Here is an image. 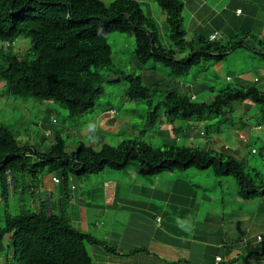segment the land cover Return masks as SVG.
Returning <instances> with one entry per match:
<instances>
[{"label":"trees","instance_id":"obj_1","mask_svg":"<svg viewBox=\"0 0 264 264\" xmlns=\"http://www.w3.org/2000/svg\"><path fill=\"white\" fill-rule=\"evenodd\" d=\"M156 1L167 11L161 25L145 10L144 0H0V91L4 90L7 100L25 109L27 104L42 107L53 101L75 119L95 109L107 90H125L127 100L145 106L149 115L155 117L154 121H147L149 129L157 131L155 122L160 118L164 141L155 145L133 138L123 140L117 147L104 144L97 150L82 144L70 152L63 136L70 130L65 123L60 125L56 117L47 118L48 113L34 121L37 125L42 122L39 126L45 137L47 129L49 136L55 137L48 149L22 137L18 123L0 122V200L8 204L7 185L12 177V200L19 194L24 202L23 195L29 189L32 201H13L8 208L0 206V251L8 252L0 255V264H7L2 257L19 264H95L100 255L104 257L101 262L108 264L106 255L121 254L113 242L74 224L77 219L70 209L79 203L72 191L77 189L74 180L81 174L126 169L134 161L142 176L148 177L213 167L218 176L234 177L240 198L248 200L264 194V173L248 168L245 158L238 159L228 151L226 155L210 140L202 144L180 143L190 137L210 138L212 130L227 132L233 124L229 126L226 119L223 126L222 121L235 110L228 109L234 102L246 104L247 108L257 104L264 113V89L257 85L238 83L223 87L209 100L200 101L197 94L207 88L214 91V86L202 82L194 90V83L186 79L198 65L210 59L221 60L245 40L224 44L210 41L208 36L197 47L186 37L182 1ZM112 33L135 39L130 61L124 57L126 49L121 53L113 49L109 41ZM158 67L168 69L170 75L161 77ZM231 79L226 76V81ZM49 107L45 105L51 112ZM119 113L110 105L104 117L98 118L115 121ZM214 120L218 126L211 128ZM39 157L44 160L38 162ZM43 169H48L49 179L58 187L57 204L50 203L48 207L44 202L36 204L35 189H40L34 180ZM16 175L24 186H16ZM25 177L31 178L30 184ZM54 177H58V182ZM95 247L101 250L99 255Z\"/></svg>","mask_w":264,"mask_h":264},{"label":"crops","instance_id":"obj_2","mask_svg":"<svg viewBox=\"0 0 264 264\" xmlns=\"http://www.w3.org/2000/svg\"><path fill=\"white\" fill-rule=\"evenodd\" d=\"M181 1L182 23L187 39L197 47L202 38L214 32L220 34L217 40L224 44L245 40L247 43L244 41L237 48L247 50V53L233 55L234 61L228 60L234 71L227 76L240 84L254 80L260 83L257 87L263 90L264 79L257 73L264 67L258 63V60L264 59V0ZM147 2H143L147 11L159 25L163 24L167 11L156 0ZM235 49L227 51L225 56ZM247 58L250 62L245 63ZM251 58L255 61L251 62ZM198 83L194 82L192 89H197ZM244 118L247 119V116ZM243 126L247 128L249 125ZM233 133L225 140L213 137L212 145L238 155L239 147L248 143L249 137L242 129H236ZM243 134L245 138L242 139ZM158 176L156 184H145L147 180L144 179L136 182L130 179L126 187L121 186L120 181L114 184L104 182L102 187H96L97 191L101 189L103 198L100 199L93 196L94 189L80 193L75 189L74 199L79 204L71 208L74 219L87 224L85 220H88L89 211L81 207L87 205L94 219L90 225H100L99 231L104 223V230L108 231L111 222L108 218L118 215H111L110 210H127L121 215L126 218L125 225L123 221L120 222L124 226L123 232H115L118 221L116 217L112 219L114 226L110 235L114 242L110 241L122 255L117 259L113 258L117 255H106L108 264H264V194L248 200L240 198L242 201L235 206L233 199L226 200L223 195L215 198L204 194L201 204L210 202V205L205 207L207 209L203 213L190 180L177 179L174 182L172 177L162 179ZM89 196L91 202L87 203ZM105 202L104 207L102 204ZM229 203L231 205L226 206ZM86 229L90 228L86 225ZM93 249L96 255L100 254V249ZM127 250L129 252H125Z\"/></svg>","mask_w":264,"mask_h":264},{"label":"rangeland","instance_id":"obj_3","mask_svg":"<svg viewBox=\"0 0 264 264\" xmlns=\"http://www.w3.org/2000/svg\"><path fill=\"white\" fill-rule=\"evenodd\" d=\"M144 8L146 10V7ZM109 41L111 42L113 49L119 53L123 52L126 49L125 50L126 54L124 55V57L127 58L126 60L130 61L132 59L133 53H131V51L134 50V47L136 45L135 39L133 37H130L128 35L127 36L122 35L119 33H112L109 35ZM235 50L236 51L229 53L219 61L210 59L206 63H202L201 65H198L186 77L189 83L203 82L209 86H214L215 88L214 91L209 88L202 90L197 94V100L200 101L209 100L210 98H212V96H215V94H217L218 90L222 89L223 87L238 85L239 82H237L234 78H232L230 81L228 80L226 81V76L231 71H234L232 67L230 68L231 65L229 64V61H234L233 58L234 56H240L241 53H247V50H243L242 48H236ZM253 61H255V59L251 58V62ZM247 62H250L249 58L245 60V63ZM258 63L259 65L264 66V59L262 58L261 60H258ZM129 67L131 66L129 65ZM156 70L160 72L159 74H161V77L163 76L166 77L170 75V71L164 67L162 68L158 67V69ZM262 70H258L259 72L257 74H259V76L264 79L263 77L264 72ZM215 72L216 75H218L219 77L215 75ZM248 81L253 85H257V86L260 85V83L258 84L254 80L252 81L251 79H249ZM3 92L4 90L0 91V122H4V123L9 122V124L11 125H15L16 123H18L21 126V131H20L21 136L29 139L30 142L33 144L37 142L41 147L49 148V146L52 144L53 140L55 139L54 136L45 137L42 128L34 123L37 117L39 118L42 114L44 115L46 113H48L47 118H50L51 116L56 117L60 125L65 123L68 129L70 130L68 135L66 134L63 135L67 144L66 150L70 152L77 150L82 144L92 145L97 150H101L104 144H109L113 147H117L120 145V143L123 140L133 139V138L139 140H145L155 145H160L162 144V142H164L162 141L163 140V136L161 134L162 131L159 128L163 126V125H159L160 118H157L155 122V124L158 126L157 131H155V129L152 130L149 129L150 124H147V121H154L155 117L153 115L151 116L149 115L150 111L145 106L143 107V105L141 106L136 105L135 101L127 100L125 97V90H118V91L107 90V92H104L102 94L101 100L99 101L95 109L89 111L80 118H75V119L69 118L67 110L53 101L49 103H44L42 107L40 104L38 106L35 105L34 107H32L30 104H27L26 107H28V109H25L18 105L15 106L14 103H12L10 100H7L6 98L7 95L2 94ZM10 103L12 104V106ZM46 104H49L50 106L49 108L51 112H49L45 108ZM110 105L117 108L120 112L117 116L114 117L116 120L106 121V118H101V120H99L98 118L99 115L101 117H104V111L106 110V108L110 107ZM230 108H235V110H233V112H229L227 117L224 118L223 120L224 122L222 121V124L224 123L223 126L226 124V119L230 121L227 122L230 124L229 126H232L233 124V127L227 128V132L223 131L222 129L220 131L212 130V133L210 134V138L209 136L194 137V138L190 137L187 140L185 139L181 140L180 143L186 145L191 144L192 142L202 144L207 140H210L211 142L213 137L215 138L218 137L222 140H225L228 138V136L234 134L233 133L234 130L242 129L243 131L247 132V136L249 137L248 138L249 140L248 143L243 144L241 146L239 145L240 146L238 150L239 154L236 157L238 159H241L242 157L245 158L248 168L255 167L257 168V171L259 173H264V113L261 112V107L253 103V105L250 108H247L242 103L234 102L231 105H229L228 109L230 110ZM26 111H30V114H27ZM161 114L164 115L163 110L161 111ZM244 116H247V119H245ZM243 119H245L244 122ZM77 123L78 125H76ZM245 124L249 126H247L246 128V126H243ZM258 124L261 126H257ZM204 126H206L205 123ZM216 126H218V124H216L214 120L212 122L211 128H215ZM250 127L252 128V132ZM259 130H261V132ZM254 149L258 150V153L255 154L253 152ZM223 152L227 155V151L224 150ZM134 162H131L129 168L126 169L112 170L110 168H107L104 169L103 171L91 173L89 176H84V174L76 176L74 182H76V184L78 185L77 186L78 193L84 190H87V192H89L92 189H94L93 196H95V198L97 199H100L103 198V196H101L100 193L101 189L100 191L99 190L97 191L96 187L97 186L102 187L104 182L114 184L120 181L121 186L124 187L125 184L130 181V179H133L135 182L139 181V179L141 180L144 179L147 180L146 182L143 181L145 184H149V182H154V184H156V179H158L159 176L158 175H155L154 177L149 176L148 178V176H142V174L140 173L138 174V169L140 168L139 166H137L138 163H134ZM168 173L165 172L159 175L162 179H165L167 177L170 178L172 177L174 182L177 179L178 180L181 179V180H190L193 183L192 189L195 193H197V203L201 204V201L203 200L202 197L204 194L213 196L215 198L223 195L226 198V200L233 199L234 206L238 204L240 201H242L240 200V197L238 195L239 186L236 180L234 179V177L218 176L214 172L213 167H208L204 170H197L191 168L189 170H184V171L176 170L175 172H168ZM134 175L136 176L134 177ZM50 176L51 173H49L48 169H43L39 173V176H37V179L34 180V184H36V186H38L37 188L40 189L39 192H37V190L35 189L36 191L35 196L37 199L36 204L38 205L41 204V202H44L47 207L50 203L54 205L57 204L56 193L58 192V187H56L57 185L51 182V180L49 179ZM26 178L27 177H25V179ZM26 180H28V183L31 182V178L30 180L29 179ZM15 183L17 187L24 186V183L22 179L20 180L19 175H16ZM50 188L53 189H51L49 192L47 191L43 192V189H50ZM0 191H1V186H0ZM30 192L31 191L28 189L25 192V195H23L24 202L20 199L21 195L19 197V194H17L15 199L13 200L11 197H9L8 204L6 203V201L0 200L1 201L0 206L2 205L3 207L6 206L8 208L9 205L13 203V201L17 202L18 200H20V203L31 204L32 201L30 199L31 197ZM72 193L75 194V191H72ZM49 195H51L53 199L49 200ZM234 195H236L237 198ZM88 202H91L90 196L87 199V203ZM105 204L106 202L104 203V205ZM201 205L202 207L200 211L204 213L207 209L205 207L209 206L210 202L207 203L202 202ZM230 205L231 203L226 204V206H230ZM86 206L87 205H81V207L86 209V212L89 211L88 220H85V222H87L86 225L90 229H86V225L77 220H74V224L75 225L77 224L76 226L79 229H82V231L84 232H93L100 239H104L109 243H111L110 240L114 242V239L110 235V232L113 229L112 226H114L112 219L116 217L118 221L117 224H115L116 226L115 232H123L124 226L123 224H120V222L123 221L124 223L126 218L124 219V217H121V215L126 213L127 210L125 209H121L119 211L118 209L116 211L110 210L109 212L111 215L115 213H117L118 215H112L108 218V221H111L110 224H108V231L104 230L106 228V223H104L103 229L98 231L100 225H90V223L93 222L94 219L92 216H90L91 209L87 208ZM80 224H82V226H80ZM109 243L107 245H109ZM91 249H92V245H91ZM91 249L89 246V251L92 253ZM125 252H129V251L127 250ZM5 254H8V252L0 251V255L3 256ZM121 255L122 254H118L117 256H113V258L117 259L118 256ZM100 256L99 259H96L97 261L95 262V264L101 262L100 258L102 257ZM93 257L98 258L96 256Z\"/></svg>","mask_w":264,"mask_h":264},{"label":"clouds","instance_id":"obj_4","mask_svg":"<svg viewBox=\"0 0 264 264\" xmlns=\"http://www.w3.org/2000/svg\"><path fill=\"white\" fill-rule=\"evenodd\" d=\"M209 37H210V35H209ZM210 41H212V40H210ZM195 97L193 96L192 97V99H194ZM111 112H114V110H112ZM106 113H108V112H106ZM105 113V114H106ZM42 123V122H41ZM41 123L39 124V125H41ZM45 135L48 137L49 136V129H47L46 131H45ZM201 135H203V134H201ZM244 135V134H243ZM245 136V135H244ZM50 137V136H49ZM243 139V138H242ZM48 149V148H47ZM254 152V151H253ZM39 162L40 161H43L44 160V158L43 157H39V159H37ZM10 177V176H9ZM8 177V178H9ZM53 180L55 181V182H58V177H54L53 178ZM29 184H30V182H29ZM7 189H8V191H9V196L11 197V196H13V195H15V191H14V183H13V180H12V177H10L9 179H8V185H7ZM3 261H5L7 264H19V263H16L15 261H13V260H10V261H6L5 260V258L3 257Z\"/></svg>","mask_w":264,"mask_h":264},{"label":"built area","instance_id":"obj_5","mask_svg":"<svg viewBox=\"0 0 264 264\" xmlns=\"http://www.w3.org/2000/svg\"><path fill=\"white\" fill-rule=\"evenodd\" d=\"M219 38H220V34L217 33V32H214V33H212L210 35L209 40H217ZM241 138H245V136L244 135H241ZM253 151H255V149ZM218 260H219V257H218Z\"/></svg>","mask_w":264,"mask_h":264}]
</instances>
